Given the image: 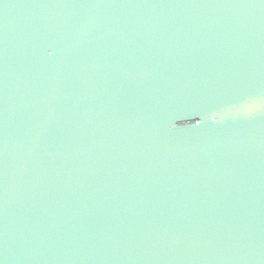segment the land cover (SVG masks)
I'll return each instance as SVG.
<instances>
[{"label": "water", "instance_id": "95a60500", "mask_svg": "<svg viewBox=\"0 0 264 264\" xmlns=\"http://www.w3.org/2000/svg\"><path fill=\"white\" fill-rule=\"evenodd\" d=\"M0 264H264V0H0Z\"/></svg>", "mask_w": 264, "mask_h": 264}]
</instances>
